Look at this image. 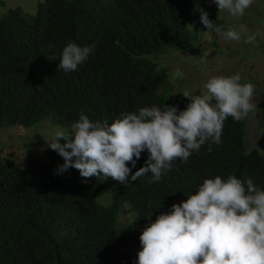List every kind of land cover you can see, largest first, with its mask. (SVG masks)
<instances>
[{"label": "trees", "instance_id": "16d2710c", "mask_svg": "<svg viewBox=\"0 0 264 264\" xmlns=\"http://www.w3.org/2000/svg\"><path fill=\"white\" fill-rule=\"evenodd\" d=\"M198 7L230 28L213 5L198 0H44L35 14L8 8L0 14V127L29 129L49 120L70 134L81 114L109 124L142 107L176 106L179 114L191 100L166 88L160 59L216 33L201 22ZM70 42L95 47L65 73L58 62ZM221 139L187 162L175 160L152 183L151 173L129 176L126 184L84 178L75 168L57 174L65 160L50 147L44 159L21 166L0 153V264H137L143 230L205 179L235 175L264 190V155L248 149L245 120L229 117ZM147 158L145 151L132 175ZM127 205L134 217L121 225Z\"/></svg>", "mask_w": 264, "mask_h": 264}, {"label": "clouds", "instance_id": "9594fccd", "mask_svg": "<svg viewBox=\"0 0 264 264\" xmlns=\"http://www.w3.org/2000/svg\"><path fill=\"white\" fill-rule=\"evenodd\" d=\"M213 2L219 13L227 11L241 17L254 0ZM197 11L208 31L222 38L240 41L247 32L243 26L240 31L231 27L225 31L223 25L209 19L203 8ZM255 39L256 34L249 35L245 43ZM94 47L68 43L60 54L57 70L76 71ZM174 75L179 78L183 73L177 68ZM240 81L239 74L217 75L204 83L199 95L184 91L183 96L191 103L179 114L176 106L142 107L137 112L121 113L111 124L107 120L93 122L81 114L79 121L71 125L70 134L59 131L48 142L50 149L65 160L57 174L75 168L84 178L126 184L129 176L136 181L151 173L149 182H158L175 160L187 162L206 142L220 144L229 117L239 122L255 110L254 85ZM61 139L66 143L61 144ZM145 151V166L132 175V168ZM139 240L142 250L137 264H264V190L257 188L251 178L245 184L235 175L226 180L220 176L205 179L195 194L150 223Z\"/></svg>", "mask_w": 264, "mask_h": 264}, {"label": "rangeland", "instance_id": "374dc122", "mask_svg": "<svg viewBox=\"0 0 264 264\" xmlns=\"http://www.w3.org/2000/svg\"><path fill=\"white\" fill-rule=\"evenodd\" d=\"M44 0H0V14L8 8L21 6L25 11L35 14L40 2ZM200 5H213V0H198ZM230 27L240 31L247 29L240 41L227 40L217 33L202 34L201 39L186 51H170L160 59V68L169 75L166 88L173 96L184 97L188 91L199 95L204 83L212 76H232L239 74L240 83L254 85V111L244 119L246 122V143L248 149H257L264 155V0H254L241 17H233L227 11L219 13ZM256 34V39L245 43L247 36ZM207 53V55H204ZM183 73L175 77V70ZM60 126L53 125L49 120L26 129L23 127H0V153L3 158L14 159L18 166L31 159H44L48 142L55 139ZM64 131V130H63ZM107 196V197H106ZM102 203L109 205L111 197L105 195ZM101 202V201H100ZM134 215L129 212L128 205L120 214L121 225L130 223Z\"/></svg>", "mask_w": 264, "mask_h": 264}]
</instances>
